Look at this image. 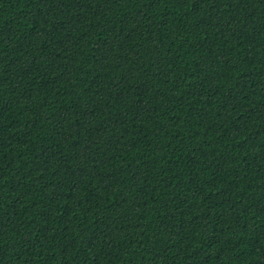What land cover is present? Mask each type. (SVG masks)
I'll list each match as a JSON object with an SVG mask.
<instances>
[{
  "label": "trees",
  "instance_id": "trees-1",
  "mask_svg": "<svg viewBox=\"0 0 264 264\" xmlns=\"http://www.w3.org/2000/svg\"><path fill=\"white\" fill-rule=\"evenodd\" d=\"M0 264H264V0H0Z\"/></svg>",
  "mask_w": 264,
  "mask_h": 264
}]
</instances>
